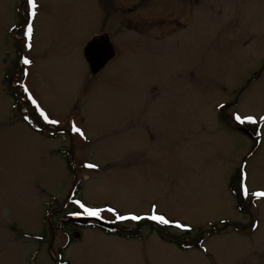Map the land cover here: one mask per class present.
<instances>
[{"label":"rangeland","instance_id":"1","mask_svg":"<svg viewBox=\"0 0 264 264\" xmlns=\"http://www.w3.org/2000/svg\"><path fill=\"white\" fill-rule=\"evenodd\" d=\"M36 3L29 50L14 30L26 0H0V264H57L67 238L63 264H264V197L251 194L264 191V122L230 119L264 115V0ZM105 34L117 55L93 74L84 48ZM76 184L88 206L155 207L190 230L103 211L118 236L70 225L50 243L78 212L60 211ZM201 237L207 253L178 248Z\"/></svg>","mask_w":264,"mask_h":264},{"label":"snow or ice","instance_id":"2","mask_svg":"<svg viewBox=\"0 0 264 264\" xmlns=\"http://www.w3.org/2000/svg\"><path fill=\"white\" fill-rule=\"evenodd\" d=\"M26 3L28 5L27 13H28V19L25 21V25L22 28V38H23V43L24 46L27 47L29 50L32 47L31 40L33 37V21L36 18L37 15V3L36 0H26ZM22 63L24 65H31L32 61L27 57L24 56L22 57ZM23 75L27 76L28 73L27 71H23ZM21 87L23 89L24 94H26L27 99L31 102L32 106L35 108L36 112L38 113L39 117L42 118V120L47 123V124H53V125H58L60 123L59 120L57 119H52L46 112L45 110L40 106V104L37 102V100L33 97L29 89L27 88L26 85L21 84ZM220 107H224V105H220ZM25 120L28 119L27 116L24 117ZM230 119L232 122L236 125H244V124H252L256 125L259 122H264V115L260 116L259 119H257L253 115H241L239 112H234ZM72 131L74 133L79 134L81 137H84V132L76 126L75 123L72 124ZM86 168H96L97 165L92 164V163H86L83 165ZM245 179L246 177L242 174L238 178V183H239V190L242 192L243 196L247 197L249 195V190L245 184ZM253 196L256 197H264V191H257L251 193ZM74 203L78 206L80 211L72 213V215H85L88 217H96V218H101V213L103 211H108L111 212L115 217L117 221H125V220H133V221H139L142 219H149L152 221H155L159 224L162 225H167V226H174L176 228L188 231L190 230L187 225H183L179 223L178 221H170L167 219L164 215H158L155 213V207H153V214L147 217L139 216V215H120L116 212L115 209L113 208H108V209H102L98 207H91L86 205L85 203L76 200Z\"/></svg>","mask_w":264,"mask_h":264},{"label":"water","instance_id":"3","mask_svg":"<svg viewBox=\"0 0 264 264\" xmlns=\"http://www.w3.org/2000/svg\"><path fill=\"white\" fill-rule=\"evenodd\" d=\"M85 58L91 68L93 74L102 70L114 57V49L110 44L108 36L96 38L89 42L84 49ZM97 221L102 228H109L110 226L98 218L86 219L82 217H76L70 220V222L77 224H85L86 221Z\"/></svg>","mask_w":264,"mask_h":264},{"label":"flooded vegetation","instance_id":"4","mask_svg":"<svg viewBox=\"0 0 264 264\" xmlns=\"http://www.w3.org/2000/svg\"><path fill=\"white\" fill-rule=\"evenodd\" d=\"M50 236H51V241H50V243H53V242H54V236H55V233L51 231Z\"/></svg>","mask_w":264,"mask_h":264},{"label":"trees","instance_id":"5","mask_svg":"<svg viewBox=\"0 0 264 264\" xmlns=\"http://www.w3.org/2000/svg\"><path fill=\"white\" fill-rule=\"evenodd\" d=\"M78 192H79V189H78V188H76V193H78ZM122 238L132 239V238H134V236H129V237H122Z\"/></svg>","mask_w":264,"mask_h":264}]
</instances>
